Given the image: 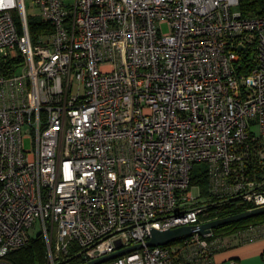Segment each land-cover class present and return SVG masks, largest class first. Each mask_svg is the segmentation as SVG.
Wrapping results in <instances>:
<instances>
[{
    "label": "built area",
    "instance_id": "1",
    "mask_svg": "<svg viewBox=\"0 0 264 264\" xmlns=\"http://www.w3.org/2000/svg\"><path fill=\"white\" fill-rule=\"evenodd\" d=\"M32 1L50 25L36 39L27 0H0V264L38 236L44 264L141 244L98 264H215L214 230L147 242L223 204L264 206V13L239 0ZM234 236L264 239V222Z\"/></svg>",
    "mask_w": 264,
    "mask_h": 264
},
{
    "label": "trees",
    "instance_id": "2",
    "mask_svg": "<svg viewBox=\"0 0 264 264\" xmlns=\"http://www.w3.org/2000/svg\"><path fill=\"white\" fill-rule=\"evenodd\" d=\"M239 8L245 15H261L264 13V0H239ZM29 29L31 35L36 39L39 35L50 31V25L40 17H29ZM202 171L196 172L194 175V182L201 185L203 192L206 193L208 189V177L205 167ZM250 205H240L236 203H227L218 207L215 214L218 219L229 215L238 214L249 210ZM264 222V214L241 220L228 225L221 226L220 230L237 231L238 229L246 228L251 224ZM233 231V232H234ZM215 232V230H214ZM46 245L42 236L33 238L31 242L22 249L10 253L7 257L12 264H44L45 263Z\"/></svg>",
    "mask_w": 264,
    "mask_h": 264
},
{
    "label": "water",
    "instance_id": "3",
    "mask_svg": "<svg viewBox=\"0 0 264 264\" xmlns=\"http://www.w3.org/2000/svg\"><path fill=\"white\" fill-rule=\"evenodd\" d=\"M262 214H264V206L260 208L246 210L238 214L229 215L227 217L219 218L200 225L184 226V227L164 230V231L153 229L152 236L148 240L147 245L149 246L169 245L185 237L191 236L195 233L207 235L208 233L212 232L214 229L220 228L221 226L228 225L241 220L253 218ZM142 246H143L142 244L137 245L87 264H98L106 260H109L111 258H115L117 256L123 255L126 252L141 248Z\"/></svg>",
    "mask_w": 264,
    "mask_h": 264
},
{
    "label": "crops",
    "instance_id": "4",
    "mask_svg": "<svg viewBox=\"0 0 264 264\" xmlns=\"http://www.w3.org/2000/svg\"><path fill=\"white\" fill-rule=\"evenodd\" d=\"M224 247L215 254V264L238 260L240 264H264V239L242 243L236 238L223 241Z\"/></svg>",
    "mask_w": 264,
    "mask_h": 264
},
{
    "label": "rangeland",
    "instance_id": "5",
    "mask_svg": "<svg viewBox=\"0 0 264 264\" xmlns=\"http://www.w3.org/2000/svg\"><path fill=\"white\" fill-rule=\"evenodd\" d=\"M27 6H28V11H29V15L31 17H39V9L36 7V5L34 4V2L32 0H27ZM164 31L168 32L169 31V27L168 25H164ZM26 146L28 148H31V140L27 139L26 140ZM204 165L203 164H197L196 165V170H199L200 168H203ZM215 216H218L217 214H215L214 216H211L209 213L207 215L204 216V220L209 219V218H213ZM215 230V234L217 238H220L221 240H227L228 238H233V230L230 231H226V230H220V229H214ZM31 235L36 236L38 234V229H34L31 230ZM235 237V236H234ZM236 238V237H235ZM231 261H228L227 264H230Z\"/></svg>",
    "mask_w": 264,
    "mask_h": 264
}]
</instances>
